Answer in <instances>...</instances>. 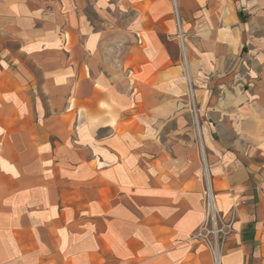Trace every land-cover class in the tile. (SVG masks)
<instances>
[{
	"label": "crops",
	"instance_id": "1",
	"mask_svg": "<svg viewBox=\"0 0 264 264\" xmlns=\"http://www.w3.org/2000/svg\"><path fill=\"white\" fill-rule=\"evenodd\" d=\"M207 172L264 264V0H0V264H215Z\"/></svg>",
	"mask_w": 264,
	"mask_h": 264
},
{
	"label": "built area",
	"instance_id": "2",
	"mask_svg": "<svg viewBox=\"0 0 264 264\" xmlns=\"http://www.w3.org/2000/svg\"><path fill=\"white\" fill-rule=\"evenodd\" d=\"M179 37L182 42L183 39L181 35ZM182 49L184 52L183 44ZM192 111L195 122L199 128V115L195 105ZM205 169H207V167H205ZM204 212L205 221L193 238L205 243L213 256L215 264H220L224 245L235 231L234 223L236 216L233 210L229 219L226 220L222 217L217 208L212 184L208 182L207 177L206 189L204 190Z\"/></svg>",
	"mask_w": 264,
	"mask_h": 264
},
{
	"label": "rangeland",
	"instance_id": "3",
	"mask_svg": "<svg viewBox=\"0 0 264 264\" xmlns=\"http://www.w3.org/2000/svg\"><path fill=\"white\" fill-rule=\"evenodd\" d=\"M183 41V40H182ZM180 59H181V62H183V64L185 63V62H187V58H186V53H184L183 52V49H182V44H180ZM189 82H191V78L189 77ZM187 84H188V87H189V83H188V81H187ZM189 94H190V106H189V109H190V113H191V116H192V119H193V122H194V128H195V136H196V142H197V144H198V146H199V149H200V153H201V155H203V142H202V140L200 139V137H199V131H200V135H201V137H202V133H201V130H200V128H199V131H198V126H197V124H196V122H195V119H194V116H193V108H194V105H195V107H196V109L198 110V107H197V105H196V101L195 100H192L193 98H194V95H193V90L192 89H190V91H189ZM198 115H199V110H198ZM206 171V170H205ZM206 177H207V175H206ZM207 180H208V182L210 183L211 182V180L210 179H208L207 178ZM204 183H205V187H204V190L206 189V180L204 181ZM203 195H204V193H203Z\"/></svg>",
	"mask_w": 264,
	"mask_h": 264
},
{
	"label": "bare ground",
	"instance_id": "4",
	"mask_svg": "<svg viewBox=\"0 0 264 264\" xmlns=\"http://www.w3.org/2000/svg\"><path fill=\"white\" fill-rule=\"evenodd\" d=\"M198 131H199V128H198ZM199 137H200V139L202 140V137H201V135H200V131H199ZM207 176H208V172H207Z\"/></svg>",
	"mask_w": 264,
	"mask_h": 264
}]
</instances>
